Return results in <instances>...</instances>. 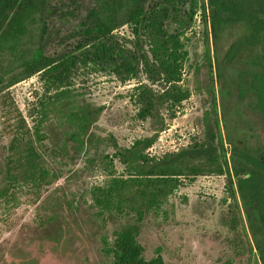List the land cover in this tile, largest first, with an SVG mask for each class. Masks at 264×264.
<instances>
[{
    "label": "trees",
    "instance_id": "16d2710c",
    "mask_svg": "<svg viewBox=\"0 0 264 264\" xmlns=\"http://www.w3.org/2000/svg\"><path fill=\"white\" fill-rule=\"evenodd\" d=\"M197 14L212 103L204 138L152 156L148 150L166 127L158 106L190 94L181 81ZM82 67L120 80H160L161 90L137 87V117L152 133L129 146L99 135L103 107L72 83ZM34 75L42 92L24 115L10 90ZM80 155L107 172L90 193L98 232L115 223L110 235L100 234L113 264H166L160 246L146 257L142 223L149 215L166 219L164 206L180 179L203 174L225 178L223 225L232 254L219 260L264 264V0H0V224L23 196L40 200ZM56 218L48 213L38 225ZM57 227L49 238L55 243L65 233Z\"/></svg>",
    "mask_w": 264,
    "mask_h": 264
},
{
    "label": "rangeland",
    "instance_id": "374dc122",
    "mask_svg": "<svg viewBox=\"0 0 264 264\" xmlns=\"http://www.w3.org/2000/svg\"><path fill=\"white\" fill-rule=\"evenodd\" d=\"M120 31L128 33L126 26ZM201 33L197 14L186 34L191 38L187 46L189 61L181 81L190 94L172 107L166 101L158 106V114L166 127L148 150L152 156L159 157L204 138L205 116L212 112V103L204 87L205 47ZM140 82L150 84L155 90L163 88L160 80L148 81L143 74L140 78L120 80L89 67L78 69L72 78L73 86L86 100L103 107L97 133L113 135L121 146H129L134 139L152 133L150 122L137 117L140 105L136 94ZM10 91L22 113L27 115L29 103L42 92L39 76L17 83ZM218 111L220 116L219 105ZM104 146L112 152L107 142ZM116 167L119 173L123 170L117 161ZM106 173L103 167L87 163L85 156L80 155L73 164L62 169L63 177L58 184L44 192L36 203L23 196L20 205L8 214L6 224H0V264H113L101 251L100 234L110 235L115 223L109 222L98 232L90 193L92 186L100 184ZM224 185L222 175L181 178L164 206L166 219L161 213L159 217L149 215L142 223L139 240L145 247L146 257H151L160 246L166 264H223L219 258L232 254L225 243L230 231L223 225L227 209L222 200L226 195ZM52 212L57 217L56 222L38 225L39 217ZM58 224L65 233L62 241L55 243L49 238L56 236ZM230 264H245V259Z\"/></svg>",
    "mask_w": 264,
    "mask_h": 264
}]
</instances>
